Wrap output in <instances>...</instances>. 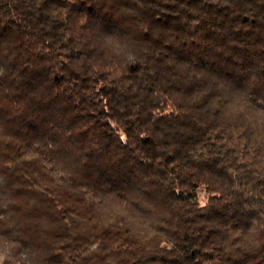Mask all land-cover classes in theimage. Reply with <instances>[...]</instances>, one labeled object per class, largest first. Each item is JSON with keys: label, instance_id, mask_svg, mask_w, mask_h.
<instances>
[{"label": "trees", "instance_id": "16d2710c", "mask_svg": "<svg viewBox=\"0 0 264 264\" xmlns=\"http://www.w3.org/2000/svg\"><path fill=\"white\" fill-rule=\"evenodd\" d=\"M0 264H264V0H0Z\"/></svg>", "mask_w": 264, "mask_h": 264}, {"label": "rangeland", "instance_id": "374dc122", "mask_svg": "<svg viewBox=\"0 0 264 264\" xmlns=\"http://www.w3.org/2000/svg\"><path fill=\"white\" fill-rule=\"evenodd\" d=\"M197 198L201 203L205 201V190L204 188H198L197 190Z\"/></svg>", "mask_w": 264, "mask_h": 264}]
</instances>
